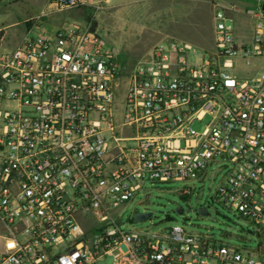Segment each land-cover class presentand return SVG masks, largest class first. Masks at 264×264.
I'll use <instances>...</instances> for the list:
<instances>
[{
    "label": "built area",
    "instance_id": "1",
    "mask_svg": "<svg viewBox=\"0 0 264 264\" xmlns=\"http://www.w3.org/2000/svg\"><path fill=\"white\" fill-rule=\"evenodd\" d=\"M105 4L48 0L81 21L33 34L45 11L0 50V264H264L263 5L215 2L213 48L162 41L121 68L99 34ZM234 11L252 19L250 43L236 41ZM216 167L228 168L219 199L256 249L138 228L147 212L124 221L147 183H182L186 198Z\"/></svg>",
    "mask_w": 264,
    "mask_h": 264
},
{
    "label": "rangeland",
    "instance_id": "2",
    "mask_svg": "<svg viewBox=\"0 0 264 264\" xmlns=\"http://www.w3.org/2000/svg\"><path fill=\"white\" fill-rule=\"evenodd\" d=\"M110 1L99 15V34L107 46L119 53L121 68L124 65L131 67L148 49L162 41L177 40L202 49L213 48L212 4L215 2L227 8L235 4L249 5L250 9H256L260 3H264V0H174L178 4L169 11L168 8L156 7L161 3L174 5L172 0ZM121 2L124 6L117 4ZM45 11L50 13L49 17L43 19L33 34L53 33L64 19L81 21L73 13H54L53 9L48 8V0H0L1 37L4 35L0 50L16 49L27 36V22L34 21ZM229 15L233 20L236 41L239 44L250 43L253 36L252 19L237 11ZM249 73L255 75L256 71L250 70ZM126 83L127 79L120 87V97L124 95ZM208 122L206 119L203 124ZM201 127L195 125L194 129L198 131ZM227 171L225 167L210 169L205 181L194 183L196 187L186 198L178 192L184 187L182 183H147L135 200L122 208L124 221L127 222L134 210L152 213L150 220L136 226L153 231L181 226L191 233L210 234L234 246L256 249L260 239L248 234L247 222L219 199L218 191L225 183ZM205 204L209 207V215L202 217L194 210ZM179 207L183 210L182 214L177 213ZM110 261L106 258L98 264H110Z\"/></svg>",
    "mask_w": 264,
    "mask_h": 264
},
{
    "label": "water",
    "instance_id": "3",
    "mask_svg": "<svg viewBox=\"0 0 264 264\" xmlns=\"http://www.w3.org/2000/svg\"><path fill=\"white\" fill-rule=\"evenodd\" d=\"M263 9H264V4H263ZM96 27H98V24L95 25V28H96ZM94 30H95V29H94ZM194 211H196V210H194ZM188 212H189V210H188ZM177 213H178V214H182V213H183L181 207H179V208L177 209ZM198 214H199L200 216H202V217H206V216H208L209 213H208V211H207L206 208H200V209H198ZM150 217H152V213H145V214H143V213H138V214L135 215V221H136V222L145 221V220H147V219L150 218Z\"/></svg>",
    "mask_w": 264,
    "mask_h": 264
},
{
    "label": "crops",
    "instance_id": "4",
    "mask_svg": "<svg viewBox=\"0 0 264 264\" xmlns=\"http://www.w3.org/2000/svg\"><path fill=\"white\" fill-rule=\"evenodd\" d=\"M106 2H107V4H110L112 1H110V0H105ZM157 1H160V0H157ZM173 1V3H174V5H166V3H161V4H158V7H156L157 9H159V8H165V9H169V11L170 10H173V8H175V6L178 4L177 2H175L174 0H172ZM123 2H121V3H117L118 5L120 4V5H123L124 6V4H122ZM261 4V3H260ZM264 4V3H263ZM235 5H239V4H235ZM240 6H249V5H240ZM253 28V27H252ZM3 40H4V35H3V37H2V40L0 41V49H1V45H2V42H3ZM22 43V42H21ZM20 43V44H21ZM19 44V45H20ZM18 45V46H19Z\"/></svg>",
    "mask_w": 264,
    "mask_h": 264
},
{
    "label": "flooded vegetation",
    "instance_id": "5",
    "mask_svg": "<svg viewBox=\"0 0 264 264\" xmlns=\"http://www.w3.org/2000/svg\"><path fill=\"white\" fill-rule=\"evenodd\" d=\"M205 207L207 208V210H209V207H208V205H205Z\"/></svg>",
    "mask_w": 264,
    "mask_h": 264
}]
</instances>
